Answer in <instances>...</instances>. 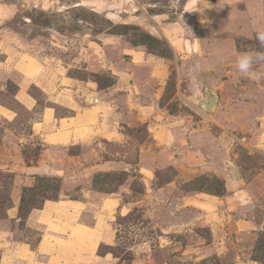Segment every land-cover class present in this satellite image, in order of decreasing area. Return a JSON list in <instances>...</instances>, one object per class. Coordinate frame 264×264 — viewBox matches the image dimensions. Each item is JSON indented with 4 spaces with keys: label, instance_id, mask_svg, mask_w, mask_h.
Returning <instances> with one entry per match:
<instances>
[{
    "label": "rangeland",
    "instance_id": "1",
    "mask_svg": "<svg viewBox=\"0 0 264 264\" xmlns=\"http://www.w3.org/2000/svg\"><path fill=\"white\" fill-rule=\"evenodd\" d=\"M257 31L264 0H0V264H264V65L234 70ZM90 106L115 139L35 130Z\"/></svg>",
    "mask_w": 264,
    "mask_h": 264
},
{
    "label": "crops",
    "instance_id": "2",
    "mask_svg": "<svg viewBox=\"0 0 264 264\" xmlns=\"http://www.w3.org/2000/svg\"><path fill=\"white\" fill-rule=\"evenodd\" d=\"M20 97H21L23 105H25L29 110L34 109L33 100L29 97H26L23 91ZM100 104L101 102L99 100V104H97V106H99ZM72 110L74 112V115L72 117L60 118V119H56L53 113L50 112L53 110L45 109L43 111V118L40 121V123L37 124V127L35 130H37V134L40 135L41 138L44 139V142L48 147L68 145L70 143L80 142L86 139H92L93 136L91 135L90 130L95 131L97 129L95 124H98V126H100L99 130L96 131L99 134V136L115 139L114 135H115L116 130L114 131L113 129L111 130L110 128L107 127V125L103 123V120L100 119L99 109H97L96 106H90V107H85V108L84 107H80V108L73 107ZM0 116H3V112L1 110H0ZM52 128H54L53 131H51ZM153 138H155V135ZM98 139H101V138L99 137ZM146 190L147 192L149 191V189H146ZM60 202L61 201H59V203ZM50 203L51 202H47L46 205ZM201 203L202 202H200L199 204L201 205ZM61 204H64V207L69 208V209L78 208L77 206L83 205V203H81L80 201H75V200H68ZM120 206H121L120 199L110 197V196L104 200V204H103V207H105L107 211H109V209L114 210L116 208H119ZM42 211H44V209ZM100 218L98 219V217H96L97 221L98 220L100 221H98L99 224L95 227L90 228L87 225H85L84 227H80V228L73 227V230L80 231L81 233L85 235V238L88 237L90 240H94V239L96 241L101 240L103 239L102 234L98 232L100 234L99 235L95 231H99V229L101 228V229H104L105 232H108V223L105 222L106 221L105 219H102V218L100 219ZM176 227H177V224L173 226L172 228H176ZM50 228L54 229L53 227H50ZM54 234H55V230H53L52 233L49 232L48 242L50 241L51 242L50 243H48L47 241L43 242L45 244L42 243L43 245L41 244V248L45 250L46 249L50 250V249H54V246L55 247L57 246L54 240L58 238H56L57 236ZM91 246L92 247L90 249L89 257L86 256V253L84 252V250L82 251L83 253L80 256L77 255L76 259H78V263H82L84 259L86 260L88 258L90 261V259H93L95 256H97L96 249H97L98 244L97 245L93 244ZM95 261L96 260L94 258L93 262Z\"/></svg>",
    "mask_w": 264,
    "mask_h": 264
},
{
    "label": "clouds",
    "instance_id": "3",
    "mask_svg": "<svg viewBox=\"0 0 264 264\" xmlns=\"http://www.w3.org/2000/svg\"><path fill=\"white\" fill-rule=\"evenodd\" d=\"M256 39L264 49V31H257ZM256 65H264V51L244 52L239 54L234 61V70L245 78H255L259 73Z\"/></svg>",
    "mask_w": 264,
    "mask_h": 264
},
{
    "label": "water",
    "instance_id": "4",
    "mask_svg": "<svg viewBox=\"0 0 264 264\" xmlns=\"http://www.w3.org/2000/svg\"><path fill=\"white\" fill-rule=\"evenodd\" d=\"M129 80V79H126ZM208 97L202 98L200 95L197 97L198 105L200 107H203L206 111H211L214 109L215 104L217 102V98L214 96L213 92L211 90L207 91ZM232 173L235 177V179H238L239 177V171L236 168H231Z\"/></svg>",
    "mask_w": 264,
    "mask_h": 264
},
{
    "label": "trees",
    "instance_id": "5",
    "mask_svg": "<svg viewBox=\"0 0 264 264\" xmlns=\"http://www.w3.org/2000/svg\"><path fill=\"white\" fill-rule=\"evenodd\" d=\"M28 191H30V190H28V189H25L24 190V192L26 193V192H28ZM49 197H46V200L44 201V202H46L47 200H58V198H57V196L56 197H53V199H48ZM44 204V203H43ZM43 204H42V206H41V208H39V207H35V205H31V202L29 203V209H28V211H24L25 210V207L28 205V203L26 202V198H25V195H23V197H22V199H21V212L23 213V214H27L29 211H31L32 209H34V208H39V209H42V207H43Z\"/></svg>",
    "mask_w": 264,
    "mask_h": 264
},
{
    "label": "bare ground",
    "instance_id": "6",
    "mask_svg": "<svg viewBox=\"0 0 264 264\" xmlns=\"http://www.w3.org/2000/svg\"><path fill=\"white\" fill-rule=\"evenodd\" d=\"M91 93H93V92H91ZM88 100H89L90 103H94L96 105L99 104V99H96L93 96L88 97Z\"/></svg>",
    "mask_w": 264,
    "mask_h": 264
}]
</instances>
